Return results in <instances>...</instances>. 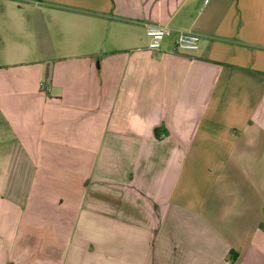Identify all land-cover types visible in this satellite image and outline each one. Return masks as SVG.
I'll list each match as a JSON object with an SVG mask.
<instances>
[{
	"label": "crops",
	"instance_id": "0c3cea01",
	"mask_svg": "<svg viewBox=\"0 0 264 264\" xmlns=\"http://www.w3.org/2000/svg\"><path fill=\"white\" fill-rule=\"evenodd\" d=\"M263 223L264 0H0V264H264Z\"/></svg>",
	"mask_w": 264,
	"mask_h": 264
},
{
	"label": "built area",
	"instance_id": "2783aa9c",
	"mask_svg": "<svg viewBox=\"0 0 264 264\" xmlns=\"http://www.w3.org/2000/svg\"><path fill=\"white\" fill-rule=\"evenodd\" d=\"M208 2V1H207ZM206 2V3H207ZM172 30L166 26H147V38L149 49L159 51L163 40L171 34ZM201 36L194 32L181 31L176 46L181 51H197L200 49Z\"/></svg>",
	"mask_w": 264,
	"mask_h": 264
},
{
	"label": "trees",
	"instance_id": "16d2710c",
	"mask_svg": "<svg viewBox=\"0 0 264 264\" xmlns=\"http://www.w3.org/2000/svg\"><path fill=\"white\" fill-rule=\"evenodd\" d=\"M261 229L264 231V223L261 224Z\"/></svg>",
	"mask_w": 264,
	"mask_h": 264
}]
</instances>
